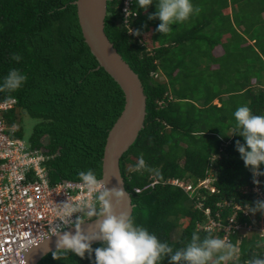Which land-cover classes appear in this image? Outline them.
Returning <instances> with one entry per match:
<instances>
[{"label": "trees", "instance_id": "1", "mask_svg": "<svg viewBox=\"0 0 264 264\" xmlns=\"http://www.w3.org/2000/svg\"><path fill=\"white\" fill-rule=\"evenodd\" d=\"M74 1L0 0V84L13 68L27 76L18 91L0 92V100L13 97L17 101L16 108L6 113L8 123L17 121L15 136L22 137L23 115L42 121L28 142L54 154L47 162L51 182L80 180L79 172L89 169L101 176L106 136L124 105L121 88L98 67L83 39ZM157 2L154 0L146 12L133 0L137 18L130 21L134 30L130 34L121 21L122 0H108L104 31L138 75L146 96L144 126L119 161L124 187L133 204L131 214L138 225L175 250L185 247L193 232L203 238L210 231L196 228L203 214L194 209L193 201L181 188L166 182L168 178H203L213 166L217 191L207 196L205 206L214 213L220 211L223 222L231 210L215 207L216 201L234 200L249 206L250 211L255 201L263 200L249 191L241 192L251 184L252 172L235 147L237 140L246 141L236 134L239 129L233 113L239 106L247 105L254 114L264 115V0H221L218 7L210 4L194 24L173 25L168 35L156 31L161 21L154 26L155 19H148L156 12ZM146 33H150L149 41ZM225 34L228 36L222 42L225 48L222 47L221 67L212 70L209 63L193 56L191 49L205 43L213 58L212 50ZM249 40L256 46L253 51L260 66L255 69L252 62L245 65L243 77L238 80L240 72L234 70V65L239 62L233 61L239 60V50L252 48ZM13 54L22 59L13 60ZM230 57L232 65L226 60ZM222 67L232 70L224 77ZM158 70L166 81L153 77ZM204 71L214 73L215 78L210 79ZM214 99L219 104H214ZM230 129L231 134H227ZM225 142L220 157L211 163V155ZM141 155L152 170L130 171ZM261 177L264 190V175ZM154 178L158 182L151 186ZM250 213L255 215L254 221L240 214L237 221L254 224L257 218L264 219L262 212ZM180 220L184 225L179 237L173 239L172 232ZM233 231L230 238L235 249L238 235ZM210 233L216 238L222 236ZM99 246V242L93 244L94 248ZM230 252L228 249L226 256ZM256 256L264 257V237L252 231L241 238L235 255L222 264H249ZM93 260L94 257L81 259L72 254L57 260L51 251L37 264H93ZM163 264H168V260Z\"/></svg>", "mask_w": 264, "mask_h": 264}, {"label": "clouds", "instance_id": "2", "mask_svg": "<svg viewBox=\"0 0 264 264\" xmlns=\"http://www.w3.org/2000/svg\"><path fill=\"white\" fill-rule=\"evenodd\" d=\"M136 4L147 12L153 0H136ZM156 8L157 11L151 13L148 19L158 18L161 23L156 31L164 35L172 32L173 25L183 24L201 12V8L194 6L192 0H158ZM12 59L20 61L22 57L13 54ZM26 81L27 76L18 69H10L0 84V92L18 91ZM233 115L239 129L236 134L246 141L241 143L237 140L236 150L255 179L256 176L264 175V171H261V165L264 164V115L254 114L247 105L239 106ZM41 122L39 119L26 118L25 135L31 136L35 126ZM151 170L143 155L130 169L135 172ZM79 179L88 195L82 200H67L58 209L59 223L69 230L54 234V259H64L72 254L81 259L94 257L93 264H163L166 259L168 264H222L235 255L236 250L232 245L210 232L203 238L198 232H193L185 247L174 250L168 243L161 242L155 234L135 222L133 215L125 207L128 197L122 187L109 188L108 181L104 177H98L91 169L79 172ZM255 182L259 183L258 180ZM250 211L264 213V200L255 201ZM93 221L94 230L87 231L86 223ZM94 242H99L101 246L94 248ZM225 249H231L227 256L221 254ZM249 264H264V257L256 256Z\"/></svg>", "mask_w": 264, "mask_h": 264}, {"label": "built area", "instance_id": "3", "mask_svg": "<svg viewBox=\"0 0 264 264\" xmlns=\"http://www.w3.org/2000/svg\"><path fill=\"white\" fill-rule=\"evenodd\" d=\"M132 6L133 0H122L120 6L121 21L130 34H134L130 21L137 17V11ZM158 74L155 72L153 77L158 78ZM16 105L17 101L13 97L0 100V264H23L30 247L65 229L57 219V211L62 203L82 200L88 195L80 180L50 181L47 162L54 154L15 136L17 124H10L6 119V113L15 109ZM226 144L223 143L218 152L211 155V163L220 157ZM210 167L203 178H168L166 182L181 188L193 201L194 209L203 214V220L196 223L197 229L217 235L222 233L220 239L230 245V233L236 230L237 252L240 239L251 235L252 231L264 237V220L259 219L254 224L238 222V214L249 216L253 221L255 215L250 213L249 206H242L234 200L224 199L214 203L217 208L230 207L231 213L224 218L225 222L220 211L214 213L210 206H205L207 196L217 191L214 169ZM157 182L158 179L154 178L150 185ZM134 190L137 192L139 188ZM248 191L256 199L264 200L261 175L254 179L252 173L251 184L241 192Z\"/></svg>", "mask_w": 264, "mask_h": 264}, {"label": "water", "instance_id": "4", "mask_svg": "<svg viewBox=\"0 0 264 264\" xmlns=\"http://www.w3.org/2000/svg\"><path fill=\"white\" fill-rule=\"evenodd\" d=\"M108 0H75L78 23L83 39L91 54L113 80L119 85L124 95L123 108L107 133L101 158V176L109 188L122 187L127 194L125 207L132 213L133 204L124 187L119 161L129 149L144 126L146 116V96L138 75L117 52L104 31V18ZM71 227V226H70ZM87 231H93L94 221L86 223ZM63 230H69L65 228ZM54 234L30 247L23 264H37L43 256L56 249ZM98 243V242H94ZM93 243V244H94Z\"/></svg>", "mask_w": 264, "mask_h": 264}, {"label": "rangeland", "instance_id": "5", "mask_svg": "<svg viewBox=\"0 0 264 264\" xmlns=\"http://www.w3.org/2000/svg\"><path fill=\"white\" fill-rule=\"evenodd\" d=\"M238 1H240V0H238ZM219 2H221V0H192V3L194 4V6H199L200 8H201V12H200V14L202 13V11H204V10H206V9H208V7L207 6H209L210 4L213 6V7H218L219 6ZM154 5V0H153V4L151 5V6H153ZM156 8V7H155ZM254 7L252 6L251 8H248V9H253ZM156 11H157V8H156ZM222 12H223V9H222ZM225 12H226V10H225ZM227 12H229V10H227ZM200 14L197 16V19H196V17L195 16H193L190 20H188V21H186L185 23H183V25L184 26H189V25H192V24H194L200 17ZM225 14V13H224ZM156 21H160L158 18L157 19H155L154 20V23H153V25L154 26H157L156 24H157V22ZM156 23V24H155ZM180 26H182V25H180ZM160 33V32H159ZM161 34H163V33H161ZM227 34H225V35H223L222 37H221V42H219L218 43V45H216L214 48H213V50H212V55L214 56L213 58H215V59H213V58H211V56L209 55V53L207 52V48H205L206 47V44L205 43H200V48H198V49H191V51L193 52V56H195L196 58H197V60L200 62V61H205L204 62V64L205 63H209L210 64V69H216V68H219V65H220V63L219 62H221L222 63V60H223V55H222V53H223V48H225L224 47V44L222 43V42H225V39L227 38ZM149 37H150V33H146V39L149 41ZM252 43V42H251ZM231 45H233V42L232 43H230ZM244 44H241V46H243ZM251 46H252V48L250 47H245V48H243L242 50H239L236 54L238 55V58H239V60H235V61H233V62H239V63H237V64H235L234 65V70H237L238 71V73L240 72V74H238V80H240L239 78H241V77H243V70L245 69V65H247V64H250L251 62H252V65L253 64H255V69L258 67V66H260V64H259V62L257 61V59H256V57H255V53H254V51L253 50H256V46L254 45V44H251ZM223 47V48H222ZM150 49V48H149ZM228 49H230V50H232L233 49V47H231V46H229L228 47ZM242 52H245V54H242ZM231 59L233 60V58L232 57H230V58H227L226 60H229L230 61V65H232V64H234V63H232V61H231ZM212 60V61H211ZM218 60V61H217ZM213 61L214 62H217V63H213ZM217 64H218V66H217ZM220 67H221V65H220ZM197 69V68H196ZM254 69V70H255ZM222 70H224V71H222ZM232 69H230V70H228L227 68H221V72L223 73V76L225 77V74L224 73H226V74H228V72L227 71H231ZM242 71V72H241ZM159 73V72H158ZM209 72H207V71H204V74L207 76V77H209L210 79H213V78H215V74L214 73H210V74H208ZM158 79L160 80H165L164 78H163V76H162V74H158ZM251 80H253V79H251ZM215 84H217L218 86H219V84L218 83H215ZM211 85H213L212 83H211ZM212 88H213V86H211ZM16 116L19 118V116H20V112H18V115H17V113H16ZM26 118H30V119H34V118H32V117H30L29 115H23V118H22V125H23V134H22V138L23 139H25V140H28V138L30 137V136H26L25 135V131H24V127H25V119ZM16 120H17V118H16ZM15 123H17V121L15 122ZM231 131V130H230ZM126 167L127 168H131V165H130V163H126ZM178 225H177V227H176V229L172 232V238L173 239H177L178 237H179V234H180V231H181V229H182V227H183V225H184V223H183V221H179V223H177ZM224 252H225V255L227 254V252H228V249H225L224 250Z\"/></svg>", "mask_w": 264, "mask_h": 264}, {"label": "crops", "instance_id": "6", "mask_svg": "<svg viewBox=\"0 0 264 264\" xmlns=\"http://www.w3.org/2000/svg\"><path fill=\"white\" fill-rule=\"evenodd\" d=\"M251 42H252V43H251ZM248 43H249V44H253V41H250V40H249ZM159 72H160V74H162L163 78L165 79L164 81H166V77L164 76V74H163L160 70H159ZM162 80H163V79H162ZM213 103H214V104H219L218 101H217V99H214V100H213ZM230 130H231V129H230ZM230 130L227 131V132H228L227 134H231V131H232V130H231V131H230ZM259 219H260V218H257V220H259Z\"/></svg>", "mask_w": 264, "mask_h": 264}, {"label": "bare ground", "instance_id": "7", "mask_svg": "<svg viewBox=\"0 0 264 264\" xmlns=\"http://www.w3.org/2000/svg\"><path fill=\"white\" fill-rule=\"evenodd\" d=\"M137 18V17H136ZM251 206V205H250ZM251 209V208H250ZM255 218V217H254ZM261 219V218H260Z\"/></svg>", "mask_w": 264, "mask_h": 264}]
</instances>
